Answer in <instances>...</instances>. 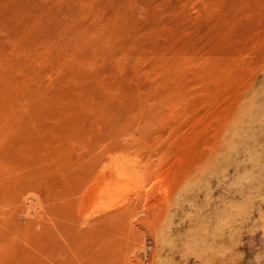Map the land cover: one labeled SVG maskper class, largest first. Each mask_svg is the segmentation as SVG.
<instances>
[{"label":"rangeland","instance_id":"374dc122","mask_svg":"<svg viewBox=\"0 0 264 264\" xmlns=\"http://www.w3.org/2000/svg\"><path fill=\"white\" fill-rule=\"evenodd\" d=\"M0 83V196L5 193L0 197V264H264V0H0ZM29 95L39 103L32 104ZM36 114L44 116L41 122ZM102 116L110 124L102 123ZM29 119L37 121L33 127ZM5 122L17 126L11 129ZM21 123L24 139L14 134ZM105 124L114 132L130 128L123 137L133 136L140 147L108 153L103 164L123 155L136 170L153 172L134 179L121 199L111 198L115 188L97 185L83 211L89 221L85 233L73 234L70 219L66 223L53 214L87 171L84 165L72 168L67 153V165L62 156L52 158L43 138L52 133L47 126L61 132L65 125L74 129L71 135L83 133L85 141L94 135L88 132L92 126ZM6 127L20 139L7 133L13 142L1 150ZM34 131L36 139H43L36 159L45 154V167L40 160L36 168L27 165L23 152L25 137ZM64 140L72 141L68 135ZM28 168L41 173L25 174ZM18 178H33L27 193L28 183ZM28 194L38 201L32 198L19 207ZM136 194L143 204L140 215L130 219L124 208ZM46 217L53 224L42 229Z\"/></svg>","mask_w":264,"mask_h":264},{"label":"bare ground","instance_id":"6f19581e","mask_svg":"<svg viewBox=\"0 0 264 264\" xmlns=\"http://www.w3.org/2000/svg\"><path fill=\"white\" fill-rule=\"evenodd\" d=\"M106 3V2H105ZM132 3V2H131ZM97 4V3H96ZM110 4V3H109ZM115 4V3H114ZM119 5V4H118ZM125 5V4H124ZM129 5V4H128ZM116 6V5H115ZM123 6V5H122ZM142 6V5H141ZM112 7V6H111ZM120 7V6H119ZM125 7V6H124ZM129 7V6H128ZM136 8V7H135ZM144 8V7H143ZM152 8V7H151ZM42 9V8H41ZM113 9V8H112ZM162 9V8H161ZM102 10V9H101ZM114 10V9H113ZM134 10V9H133ZM134 12V11H133ZM139 12V11H138ZM117 13V12H116ZM105 14V13H104ZM112 14V13H111ZM84 15V14H83ZM37 16V15H36ZM74 16V15H73ZM76 16V15H75ZM104 16V15H103ZM117 16V15H116ZM72 17V16H71ZM84 17V16H83ZM82 17V18H83ZM34 18V17H33ZM104 18H106V17H104ZM31 19V18H30ZM36 19V18H35ZM79 19H81V17L79 18ZM70 20V19H69ZM108 20V19H107ZM83 21V20H82ZM82 21H81V23H82ZM136 22V21H135ZM51 24V23H50ZM52 25V24H51ZM23 26V25H22ZM27 26H28V24H27ZM65 26H67V23H66V25ZM64 26V27H65ZM68 26H69V24H68ZM71 27V26H70ZM67 28V27H66ZM82 28V27H81ZM72 30V29H71ZM84 30V29H83ZM17 31V30H16ZM78 31V30H77ZM19 32V31H18ZM88 32V31H87ZM81 33V32H80ZM75 34V33H74ZM100 34V33H99ZM98 34V35H99ZM97 35V34H96ZM8 36V35H7ZM12 36V35H11ZM26 36V35H25ZM64 36V35H63ZM75 36V35H74ZM19 37V36H18ZM96 37V36H95ZM110 37V36H109ZM24 38V37H23ZM179 39V38H178ZM24 40V39H23ZM85 40V39H84ZM118 40V39H117ZM77 41V40H76ZM81 41V40H80ZM88 41V40H87ZM103 41V40H102ZM84 42V41H83ZM89 42V41H88ZM95 44V43H94ZM112 44V43H111ZM96 45H98L97 44V42H96ZM96 45H94L93 46V48L96 46ZM84 46V45H83ZM86 46H87V44H86ZM117 47V46H116ZM84 48V47H83ZM118 48V47H117ZM90 49V48H89ZM104 50V49H103ZM28 51V50H27ZM105 51H106V49H105ZM30 52V51H29ZM114 52V51H113ZM109 53V52H108ZM116 53V52H115ZM92 55H93V53H92ZM117 55V54H116ZM119 55V54H118ZM121 55V54H120ZM42 56V55H41ZM97 56V55H96ZM91 58H93L92 56H91ZM112 58V57H111ZM37 59V58H36ZM88 60V59H87ZM98 60V59H97ZM29 64H31V63H29ZM36 64V63H35ZM3 65V64H2ZM32 66V65H31ZM35 66V65H34ZM37 66V65H36ZM27 67V66H26ZM108 67V66H107ZM5 68V67H4ZM83 68V67H82ZM89 68H90V66H89ZM3 69V68H2ZM19 70V69H18ZM25 70H27L26 68H25ZM100 70V69H99ZM30 71V70H29ZM15 72V71H14ZM106 72V71H105ZM112 72V71H111ZM16 73V72H15ZM19 73V72H18ZM17 73V74H18ZM5 74V73H4ZM76 74V73H75ZM93 74V73H92ZM120 74V73H119ZM12 75H14V74H12ZM80 75V74H79ZM79 75H78V77H79ZM84 75H86V74H84ZM109 75V74H108ZM113 75V74H112ZM17 76H20V75H17ZM23 76V75H22ZM26 76V75H25ZM73 76V75H72ZM77 76V75H76ZM21 77V76H20ZM84 78H85V76H83ZM90 77V76H89ZM114 77V76H113ZM22 78V77H21ZM80 78V77H79ZM91 78V77H90ZM93 78V77H92ZM27 79V78H26ZM87 79V78H86ZM96 79V78H95ZM115 79V78H114ZM117 79V78H116ZM15 80V79H14ZM18 80V79H17ZM83 80V79H82ZM88 80V79H87ZM93 80L94 79H92V82H93ZM97 80V79H96ZM112 80V79H111ZM13 81V80H12ZM76 80H74V82H75ZM86 81V80H85ZM98 81V80H97ZM105 81V80H104ZM8 82V81H7ZM15 82V81H14ZM83 82H84V80H83ZM87 82H89V83H91L90 82V80L89 81H86V83ZM95 82V81H94ZM167 82V81H166ZM165 82V83H166ZM19 83H21V82H19ZM85 83V84H86ZM164 83V82H163ZM1 84V83H0ZM30 84V83H29ZM33 84V83H32ZM83 84V83H82ZM106 84V83H105ZM162 84V83H161ZM34 85V84H33ZM36 85V84H35ZM67 86L68 85H70V83L69 84H66ZM72 85V84H71ZM70 85V86H71ZM86 85H88V83L86 84ZM91 85H92V83H91ZM107 85V84H106ZM109 85V84H108ZM124 85H128V84H123V86ZM166 85H167V83H166ZM4 86V85H3ZM65 86V85H64ZM94 86V85H93ZM116 86V85H115ZM114 86V87H115ZM34 87V86H33ZM86 87V86H85ZM88 87H90V84L88 85ZM92 87V86H91ZM108 87V86H107ZM106 87V88H107ZM114 87H113V89H114ZM122 87V86H121ZM125 87V86H124ZM167 87V86H166ZM87 88V87H86ZM111 88V87H110ZM2 89V88H1ZM28 89V88H27ZM60 89V88H59ZM69 89H71V88H69ZM72 89H74L73 87H72ZM80 89V88H79ZM109 89V88H108ZM123 89V88H122ZM129 89V88H128ZM18 90V89H17ZM66 90V89H65ZM102 90V89H101ZM106 90V89H105ZM116 90V89H115ZM130 90H131V88H130ZM69 91V90H68ZM111 91V90H110ZM129 91V90H128ZM166 91V90H165ZM36 92V91H35ZM73 92V91H72ZM96 92V91H95ZM112 92V91H111ZM110 92V93H111ZM117 92H119V91H117ZM116 92V93H117ZM120 92H122L123 93V91L122 90H120ZM119 92V93H120ZM67 93V92H66ZM101 93V92H100ZM114 93V92H113ZM140 93V92H139ZM153 93V92H152ZM163 93H164V91H163ZM90 94L91 93H89V96H90ZM166 94V93H165ZM28 95V94H27ZM47 95V94H46ZM110 95V94H109ZM122 95V94H121ZM120 95V96H121ZM139 95V94H138ZM141 95V94H140ZM32 97V95H29V97ZM40 96V95H39ZM101 96V95H100ZM158 96V95H157ZM160 96H162V95H159L158 97H160ZM168 96V95H167ZM28 97V96H27ZM31 97H30V99H31ZM37 97V96H36ZM75 98H76V96H74ZM79 96H77V98H78ZM118 97V96H117ZM140 98H142V96H139ZM163 97L165 98V96H164V94H163ZM18 98V97H17ZM33 99V103L32 104H35V103H37V101L35 102L34 100H35V98L34 97H32ZM40 98H41V96H40ZM39 98V99H40ZM43 98V97H42ZM46 98V97H45ZM44 98V99H45ZM47 98H49V97H47ZM47 98H46V100H47ZM96 98V97H95ZM155 98V97H154ZM28 99V98H27ZM37 99H38V97H37ZM92 99V98H91ZM130 99V98H129ZM136 99H138V98H136ZM135 99V100H136ZM171 99H172V96H171ZM177 99V98H176ZM19 100V99H18ZM23 101H25V102H27L26 101V99H24V97H23V99H22ZM22 100H19V102L21 101V102H23ZM29 100V99H28ZM50 100V99H49ZM48 100V101H49ZM93 100V99H92ZM98 100V99H97ZM126 100V99H125ZM134 100V101H135ZM139 100V99H138ZM161 100V99H160ZM178 100V99H177ZM177 100H175V102H178ZM41 101H42V99H41ZM85 101V100H84ZM96 101V100H95ZM127 101V100H126ZM125 101V102H126ZM134 101H133V103L132 104H134ZM151 101H153V99L151 100ZM157 101V99L155 100V101H153L152 103H154V102H156ZM20 102V103H21ZM32 102V101H31ZM31 102H30V104H31ZM99 102V101H98ZM124 102V103H125ZM159 102H161V101H159ZM167 102V101H166ZM166 102H165V104H166ZM168 102H169V100H168ZM172 102V101H171ZM171 102H169V104L171 103ZM15 103V102H14ZM17 103H18V101H17ZM39 103V102H38ZM37 103V104H38ZM46 103V102H45ZM63 103V102H62ZM96 103V102H95ZM127 103V102H126ZM125 103V104H126ZM128 103H129V105L131 104V100L130 101H128ZM23 104H24V102H23ZM22 104V105H23ZM29 104V105H30ZM31 104V105H32ZM79 104V103H78ZM100 104V103H99ZM124 104V105H125ZM178 104V103H177ZM177 104L175 105L176 107H177ZM180 104V103H179ZM15 105V104H14ZM58 105V104H57ZM56 105V103H55V106H57ZM129 105H128V107H129ZM137 105H139V102H138V104ZM65 106V105H64ZM67 106V105H66ZM80 106H82V105H80ZM101 106V105H100ZM134 106H136V104L134 105ZM133 106V107H134ZM151 106V105H150ZM149 106V107H150ZM162 106V105H161ZM23 107V106H22ZM30 107L31 106H29V109H30ZM35 107V106H34ZM33 107V108H34ZM69 107V106H68ZM85 107V106H84ZM133 107H132V109H133ZM12 108V111L15 109V107H11ZM38 108V107H37ZM41 108H43V107H41ZM99 108H101V107H99ZM120 108V107H119ZM118 108V109H119ZM122 108V107H121ZM136 108V107H135ZM134 108V109H135ZM139 108V107H138ZM142 108H144V107H142ZM175 108V107H174ZM18 109H19V107H18ZM18 109H16L17 111H18ZM22 109V108H21ZM94 109H95V107H94ZM132 109H130L131 111H132ZM137 109V108H136ZM167 109V108H166ZM176 109V108H175ZM55 110V109H54ZM58 110V109H57ZM86 110V109H85ZM113 110V109H112ZM142 110V109H141ZM9 111H10V109H9ZM28 111H30V110H28ZM28 111H26L27 113H25V114H28V113H31V115H29L28 114V116H32V114H33V112H28ZM34 111H36V110H34ZM53 111V110H52ZM62 111H64V110H62ZM67 111H69V110H67ZM66 111V112H67ZM99 111V110H98ZM118 111V110H117ZM127 111V110H126ZM125 111V109H124V111H122L121 110V112L123 113V112H126ZM130 111V112H131ZM134 111H136V110H134ZM133 111V112H134ZM169 111V110H168ZM178 111V110H177ZM4 112H5V110H4ZM56 112V111H55ZM65 112V113H66ZM73 113H75V111H72ZM90 112V111H89ZM88 112V113H89ZM106 112V111H105ZM119 112V111H118ZM128 112H129V108H128ZM133 112H131V113H133ZM6 113V112H5ZM12 113V112H11ZM17 113H21V112H17ZM17 113H15L14 112V116H18L19 114H17ZM37 113V112H36ZM43 113V112H42ZM44 113H46V112H44ZM93 113V112H92ZM158 113V112H157ZM175 113V112H174ZM174 113H173V115H174ZM16 114V115H15ZM22 114H23V112H22ZM38 114V113H37ZM37 114H36V116H37ZM94 114V113H93ZM119 114V113H118ZM118 114H117V117H119L118 116ZM123 114H125V113H123ZM135 114V113H134ZM170 114V113H169ZM0 115H1V113H0ZM11 115H13V113L11 114ZM10 114L7 116V114L5 115L6 117H12ZM24 115V114H23ZM22 115V116H23ZM66 115V114H65ZM90 115H92V114H90ZM103 115H104V113H103ZM129 115V114H128ZM132 115V114H131ZM153 115V114H152ZM151 115V116H152ZM158 115V114H157ZM171 115V114H170ZM177 115V114H176ZM16 116V117H17ZM22 116H18V117H21L22 118ZM62 116V115H61ZM108 116V118H109V116H110V113H109V115H107ZM107 116H106V118H107ZM113 115H111V117H112ZM150 116V117H151ZM4 117V116H3ZM24 117H27V115H25ZM41 117H44V116H41ZM41 117H39L40 119H41ZM46 117H48V116H46ZM88 116L86 115V119H88L87 118ZM116 117V118H117ZM120 117H122V116H120ZM128 117V116H127ZM162 117V116H161ZM180 117V116H179ZM8 118H7V120H8ZM33 118V117H32ZM31 118V119H32ZM37 118H38V116H37ZM38 118V119H39ZM91 118V117H90ZM95 118H96V115H95ZM105 118V119H106ZM107 118V119H108ZM129 118H131V117H129ZM1 119V118H0ZM5 119V118H4ZM19 119V118H18ZM24 120H22L21 119V121H26L27 120V118H26V120H25V118H23ZM31 119H29L30 121H29V124H31ZM34 119L36 120V118L34 117ZM39 119V120H40ZM104 119V117L102 116L101 118H100V121H102V123H106L107 121ZM127 119V118H126ZM132 119V118H131ZM154 119H156V118H154ZM7 120H6V122H7ZM9 120H11V118L9 119ZM17 120V119H16ZM20 120V119H19ZM19 120H17V121H19ZM38 120V121H39ZM55 120V119H54ZM90 120V119H89ZM88 120V121H89ZM93 120V119H92ZM98 120V119H97ZM110 120V119H109ZM108 120V121H109ZM128 120V119H127ZM5 121V120H4ZM43 121H44V118H43ZM42 121V122H43ZM46 121H48V120H46ZM65 121V120H64ZM93 121H95V120H93ZM111 121V120H110ZM115 121L117 122V120L115 119ZM147 121L148 120H146L145 122L147 123ZM154 121V120H153ZM1 122V121H0ZM5 122V126H7L8 128H10L11 127V129H12V127L15 125V126H17V124L15 123L14 125H12V126H8L7 124L8 123H6ZM14 122H16V121H14ZM27 122V121H26ZM33 122V121H32ZM37 122V121H36ZM36 122H34V123H36ZM39 122H41V120L39 121ZM39 122H38V124H39ZM50 122V121H49ZM48 122V123H49ZM86 122H87V120H86ZM116 122H114V124H116ZM120 122H121V120H120ZM126 122V121H125ZM12 123V122H11ZM17 123H19V122H17ZM34 123H32V124H34ZM45 123V122H44ZM46 124V125H49V124ZM65 123V122H64ZM139 123V122H138ZM137 123V124H138ZM146 123H144V124H146ZM149 124V126H150V122H148ZM29 124H27V126H28V128L27 129H30L29 128ZM30 125V127L32 126L33 127V125ZM38 124H36V126L38 127V126H40V125H38ZM107 124H110L109 122H107ZM143 124V121H142V123L140 124V125H142ZM155 124H156V122H155ZM18 125H20V124H18ZM25 125V124H24ZM43 125V124H42ZM45 125V124H44ZM43 125V126H44ZM86 125V124H85ZM85 125H84V127L83 128H85ZM106 125V124H105ZM105 125H102L103 127H102V129H99L98 128V126H97V128H95V127H91L89 130H88V132H92V133H94V135H92L91 137H89L87 140H85L84 141V139H81V136H83V133L82 134H80V133H76L75 135L73 134V135H71L72 134V132H74L72 129H69L68 127H66L65 125H64V127H59L60 128V130H62L61 132H58L57 130H54V127H50V126H47L48 128H50L49 130L47 129V127H46V131H45V129L43 130L44 131V133H41L40 134V136L42 137V136H44V134L47 132V130L48 131H51L50 133H51V135H49V136H46L45 135V137L46 138H43L44 139V142H45V144L44 145H46L45 147H47V151H48V149L50 150V156H52V158H53V154H55L57 157H60V156H62L61 158H64L63 156V154H68V155H70V156H67V154H66V156L69 158V160H70V162L73 164L72 165V168H73V166L75 165V166H79V165H84V169H86V171H87V174L85 175V176H83L82 178H80V182L79 183H77L74 187H73V189L72 190H70V188L68 189V191L70 192V197H69V199L66 201V200H63L62 202H60L59 203V206H58V209L59 210H56V211H54V214H53V216H56L57 218L58 217H60V219H70L69 221L72 223L71 224V229H72V231H73V234H83V233H85V231H84V229L87 227V225H88V222L89 221H87L86 220V218L84 219L83 218V211H84V208L86 207V205H87V203H88V201L90 200V195H91V193H92V191H93V189L98 185H101L102 183H104L105 184V186H107V188L109 189V188H115V192H114V194H107L108 196H112L111 198H113L114 196L115 197H120V199L122 198L121 197V195L123 196V193L126 191V189H127V191H128V188H130L129 186L131 185V183H133V180L135 179V180H137L138 178H145V177H147L148 175L149 176H151L150 174H151V172H153L151 169H148L147 170V168H146V170H144L145 171V173H143V172H141V171H138V170H136V168L135 167H133V166H131L130 164H129V161L128 160H130V159H125L124 157H121V156H123V155H121L120 157H118L117 155V157H116V161H114L113 162V160L112 161H110V163H109V165H107V164H103V160L104 159H106V157H107V154L108 153H111V152H113V151H116V150H118V152L119 151H121V153H123V150H125V149H128V148H132V147H135V149H136V146L138 145V148L140 147L139 146V143L137 144V145H135V143H136V139H134V137L132 136V138H128V139H126V138H124L123 136L126 134L127 135V133H128V130H130V128L129 129H127V130H124V131H117V132H114L113 130H111V128L110 127H108L107 128V125L105 126ZM117 125V124H116ZM115 125V126H116ZM139 125V126H140ZM147 125V124H146ZM148 125H147V127H148ZM36 126L34 125V128H36ZM53 126V125H52ZM67 126H68V124H67ZM70 126H72V125H70ZM121 126V125H120ZM144 126V125H143ZM142 126V127H143ZM6 127V135L7 136H4V137H6V138H4L3 136H2V138H4V140H3V146H2V149L1 150H3V147H5V145L7 144V141H8V143L9 142H13V141H9L8 139V136H10V135H8V134H13V131L11 132L10 130L11 129H8ZM80 127H81V125H80ZM105 127H106V130H111L112 131V133L111 132H106V133H104L102 130H103V128L105 129ZM146 127V126H145ZM164 127V126H163ZM5 128V127H4ZM20 128H25V126L23 127V125H22V123H21V127H14V129L16 130V129H18L17 131H19V129ZM40 128V127H39ZM137 128V127H136ZM144 128V127H143ZM38 129V128H37ZM99 130V131H96V130ZM118 129V128H117ZM142 129V128H141ZM144 129H147V128H144ZM5 130V129H4ZM8 130L10 131V133L8 132ZM31 131H33V130H35V129H30ZM30 130H29V132H30ZM41 132H42V127H41ZM39 130V131H40ZM59 130V131H60ZM83 130V129H82ZM87 130V129H86ZM156 130V129H155ZM2 131H3V129H2ZM28 131V130H27ZM57 131V133H55ZM105 131V130H104ZM137 131V129L134 131V129H133V133L135 134V132ZM20 132H22V129H20V131L19 132H15L14 134H18L19 135V133ZM26 132V131H25ZM35 132V131H34ZM36 132H38V130L36 131ZM36 132L35 133H29L30 135H28L27 137H25V149H23L22 148V146H21V148L23 149V152L26 154V156H28L27 158H29V161H28V163H27V165H29V166H31L32 168H36V166H35V164L37 163V164H39V160H40V157H38V159H36L37 157H36V155H37V153L39 154V156H40V153L39 152H41L40 151V149L41 148H43L44 149V146H42V144L40 145V143H41V140H42V142H43V139H36L37 137H36ZM66 132H68V133H66ZM171 132V131H170ZM1 133V132H0ZM8 133V134H7ZM130 133H131V130H130ZM141 133H142V131H141ZM11 134V138H13V135ZM23 134L25 135V133L23 132ZM39 134V133H38ZM43 134V135H42ZM65 134H67L70 138H71V142L70 143H68V144H66V140H64V139H66L67 138V135H65ZM2 135H5V133L3 132V134ZM17 135V136H18ZM20 135L22 136V137H20V136H18V137H20L21 139H24L23 137V135H22V133H20ZM137 135H139V131L137 132ZM17 136H16V138H17ZM38 137H39V135H38ZM40 137V138H41ZM47 137H49L48 139H47ZM126 137V136H125ZM10 138V139H11ZM14 138H15V135H14ZM13 138V139H14ZM15 138V141L18 139H16ZM19 138V139H20ZM140 138H142V135H141V137ZM160 138V137H159ZM1 139V138H0ZM13 139H11V140H13ZM19 139L17 140L18 142H19ZM138 139V138H137ZM5 140H6V143H5ZM36 140L37 141H40V142H38V143H36ZM76 140V141H75ZM57 141H59L60 142V144H61V142H63L62 144H63V148L61 147V145H59V147H61V149H58V150H56L55 148H54V144L56 145L57 144ZM64 141H66V142H64ZM75 141V143L73 144V142ZM140 141V140H139ZM15 143V142H14ZM21 143V142H20ZM13 143H11V145H12ZM19 144V143H18ZM37 144L38 145H40V146H42V147H37ZM1 145V144H0ZM14 146H15V144H13ZM9 147H11L10 145H8ZM7 146V147H8ZM58 146V145H57ZM175 146V145H174ZM56 147V146H55ZM100 147H102V149L100 148ZM6 148V147H5ZM20 148V146H18V149ZM57 148V147H56ZM137 148V150H139ZM9 149V148H8ZM11 149H12V147H11ZM15 149V148H14ZM37 149V150H36ZM135 149L133 148V150H134V152H137V150L135 151ZM7 150V149H6ZM6 150H5V152H6ZM13 150V149H12ZM20 150V149H19ZM131 150V149H130ZM8 151V150H7ZM45 151H46V149H45ZM44 151V152H45ZM169 151V150H168ZM4 152V151H3ZM20 152H21V150H20ZM22 152V153H23ZM1 153H2V151H1ZM0 153V154H1ZM6 153H8V152H6ZM14 153V152H13ZM131 153H132V150H131ZM138 153V152H137ZM173 153V152H172ZM5 154V153H4ZM21 153H19V156H21L20 155ZM25 154H24V156H25ZM42 154H43V152H42ZM42 154H41V156H42ZM113 154V153H112ZM115 154H117L116 152H115ZM130 154V153H129ZM129 154H126L127 156L129 155ZM139 154V153H138ZM166 154V153H165ZM7 155V154H6ZM5 155V156H6ZM10 154H8V156H9ZM48 155V156H49ZM119 155V154H118ZM169 155V154H168ZM4 156V155H3ZM18 156V157H19ZM10 157V156H9ZM66 157V158H67ZM110 157V156H109ZM112 157V156H111ZM126 157V156H125ZM160 157V156H159ZM168 157V156H167ZM6 158L8 159V157L6 156ZM24 158H26V157H24ZM44 158H45V154H44ZM43 158V159H44ZM46 158H48V157H46ZM45 158V159H46ZM51 158V159H52ZM66 158H64V161L66 160ZM19 159V158H18ZM18 159H16V160H18ZM42 159V160H43ZM51 159H49V160H51ZM54 159H55V156H54ZM88 159V160H87ZM0 160H2V159H0ZM21 160H23L22 159V157H21ZM42 160H40L41 161V163L40 164H42ZM60 160V159H59ZM109 160V159H108ZM11 161V160H10ZM9 161V162H10ZM54 161V160H53ZM63 161V162H64ZM106 161H107V159H106ZM48 162V161H47ZM55 163L57 162V161H54ZM60 162V161H59ZM59 162H57V163H59ZM60 163V165L62 166V164H64V163ZM136 162H137V160H136ZM145 162H146V160H145ZM153 162H155V161H153ZM14 163V162H13ZM57 163H56V165H57ZM65 163H66V165H67V163L68 162H66L65 161ZM7 164H9V163H7ZM6 164V165H7ZM36 164V165H37ZM48 164V163H47ZM47 164H45V165H47ZM53 165V167H55V164H52ZM64 166V170H68V169H66L67 168V166ZM156 165V164H155ZM154 165V166H155ZM40 165H38V167H39ZM41 166H44V163L41 165ZM60 166V167H61ZM45 167V166H44ZM47 167V166H46ZM50 167H51V164H50ZM52 167V168H53ZM57 167V166H56ZM55 167V168H56ZM140 167V166H139ZM3 168H4V166H3ZM23 168V167H22ZM42 167H40L39 168V170L41 169ZM58 168V167H57ZM71 168V167H70ZM26 169H27V167H26ZM3 170H5V169H3ZM43 171H42V173L43 172H45V170H44V168L42 169ZM56 171H57V169H55ZM71 170H73V169H71ZM9 171V170H8ZM7 171V172H8ZM18 171L19 170H15V174H13L14 176L15 175H17V174H19L18 173ZM25 171V170H24ZM52 172H53V169L51 170ZM50 171V172H51ZM21 172H22V170H21ZM36 172H38V171H36ZM36 172H34V171H31V169L30 168H28V171L26 170L25 171V174H27V173H29L30 175H32V176H34V175H37V173ZM72 172V171H71ZM11 173V172H10ZM39 173V172H38ZM40 173H41V171H40ZM39 173V174H40ZM80 173V172H79ZM23 174V173H22ZM38 174V175H39ZM71 174V173H70ZM76 174H78L77 172H76ZM76 174H75V178H76ZM9 176V175H8ZM27 175H25V177H26ZM63 176V175H62ZM70 177H71V179L74 177L73 175H69ZM69 176H67L66 178H68ZM148 176V177H149ZM15 177H18V176H15ZM35 177V176H34ZM33 177V178H34ZM38 177V176H37ZM7 178V177H6ZM11 179V176L10 177H8V179ZM20 178H22V176H20ZM29 178H30V176H29ZM28 178V179H29ZM33 178H31V179H33ZM61 178V177H60ZM63 178H64V176H63ZM63 178H61L62 180H63ZM74 178V179H75ZM7 179V180H8ZM19 179V178H18ZM24 179V178H23ZM31 179H29V181L31 180ZM60 179V180H61ZM70 179V180H71ZM7 180H5V181H7ZM13 180V179H12ZM11 180V181H12ZM15 180V179H14ZM17 180V179H16ZM15 180V181H16ZM59 180V179H58ZM67 180V179H66ZM75 180H77V178L75 179ZM141 180H143V179H141ZM10 181V180H9ZM9 181H8V183H9ZM15 181H12V182H15ZM19 181H20V179H19ZM23 180H21L20 182H22ZM26 182V181H23L24 183H28L27 185L28 186H26V185H23V186H26V188H23V189H26V190H22L23 191V194H24V192L25 193H27V189L31 186V185H29V183L31 182L32 183V181H30V182ZM35 181V180H34ZM33 181V182H34ZM40 181V180H39ZM68 183H69V178H68ZM105 181V182H104ZM138 181V180H137ZM36 182V181H35ZM40 182H42V181H40ZM62 182V181H61ZM72 182V180L70 181V183ZM76 181H74L73 183H71V184H74ZM148 182V181H147ZM146 182V183H147ZM5 183V182H4ZM8 183H7V185H8ZM16 183V182H15ZM136 183V182H135ZM12 185L14 184V183H11ZM23 184V183H22ZM65 184H67V182L65 183ZM71 184L70 185H65V186H67V187H70L71 186ZM104 184H103V187H104ZM10 185V184H9ZM20 185V184H19ZM32 185H34V184H32ZM14 186V185H13ZM58 186V185H57ZM1 187V186H0ZM15 187V186H14ZM14 187H12V188H14ZM28 187V188H27ZM64 187V186H63ZM3 188V187H2ZM12 188H8V189H11L12 190ZM17 188H18V191H16V193H15V191L13 190V192L15 193V195L17 194L18 195V193H19V187L17 186L16 187V190H17ZM15 189V188H14ZM21 189H22V186H21ZM61 189V191L60 192H62L63 190H62V188H60ZM67 189V188H66ZM103 189V188H102ZM130 190V189H129ZM135 190H136V188H135ZM2 191H4L5 192V189H3ZM8 192H9V190H7ZM96 191V190H95ZM102 191H104V189L102 190ZM101 191V192H102ZM110 191H111V189H110ZM18 192V193H17ZM58 192H59V190H58ZM129 192V191H128ZM127 192V193H128ZM132 192V191H131ZM10 193H11V191H10ZM13 193V194H14ZM28 193H30V191L28 192ZM32 193V192H31ZM97 193V192H96ZM151 193V192H150ZM5 194V193H4ZM4 194H2V195H4ZM7 194H9V193H7ZM23 194H21V195H23ZM59 194H61V193H59ZM1 195V196H2ZM15 195H14V198L16 199V197H15ZM58 195V194H57ZM94 195V194H93ZM98 195V194H97ZM97 195H95V197L97 196ZM102 195H104V194H102ZM106 195V194H105ZM152 195V194H151ZM0 196V197H1ZM98 196H100V194L98 195ZM108 196H106V197H108ZM13 197V196H12ZM21 197V196H20ZM58 197V196H57ZM68 197V196H67ZM32 198H35V199H37V201H38V196H35V195H26V197L24 196V198L22 197L21 199L20 198H18L17 197V199L16 200H18V199H20V203L18 204V203H16V200L14 199L13 201L15 202V205L16 204H18L19 205V207H21V208H23V207H25L26 205H22V204H24V202L26 203V201L28 202L30 199H32ZM99 199H101V198H99ZM116 199V198H115ZM119 199V200H120ZM123 199H125V198H123ZM126 199H127V197H126ZM146 199V198H145ZM58 200V199H57ZM103 200V199H102ZM104 200H107V198H105ZM116 200H118V199H116ZM34 201V200H33ZM33 201L31 202V203H33ZM65 201L68 203V208L70 209V211H69V209H66V212L68 213L67 215H64L62 212L64 211L63 210V206L64 205H66V203H65ZM96 201H97V199H96ZM125 201V200H124ZM127 201V200H126ZM145 201V200H144ZM14 202H11L10 204H14ZM58 202V201H57ZM99 202V201H98ZM110 202V201H109ZM39 204H41L40 203V201L38 202ZM96 203V202H95ZM107 203H108V201H107ZM113 203V202H112ZM141 203H142V196H140V194H136V196H134V198L132 197V199H130V201H128V204H126V206H125V208H124V214L125 215H127V218L129 217L130 219H132V218H134V217H137L138 215H140L139 213H140V209H141V207H142V205H141ZM21 204V205H20ZM143 204V203H142ZM144 204H145V202H144ZM17 205V206H18ZM42 205V204H41ZM102 205V204H101ZM29 206V205H28ZM146 206H148L147 204H146ZM145 206V207H146ZM27 207V206H26ZM39 208V207H38ZM56 208V207H55ZM19 209V208H18ZM118 209V208H117ZM29 210V209H28ZM61 210H63V211H61ZM107 210V209H106ZM18 211H20V210H18ZM17 211V213L19 214L20 212H18ZM27 211V210H26ZM69 211V212H68ZM25 212V211H24ZM23 212V213H24ZM53 212V211H52ZM52 212H51V214H52ZM65 212V211H64ZM26 213V212H25ZM24 213V214H25ZM146 213V212H145ZM27 214V213H26ZM29 214V213H28ZM32 215V214H31ZM48 215V214H47ZM42 216H43V214L41 215V217L40 218H42ZM48 216H50L51 217V215L49 214ZM153 216V215H152ZM50 217H49V219H50ZM27 218V217H26ZM28 219V218H27ZM26 219V220H27ZM48 218L46 217V219L45 220H47ZM13 220V219H12ZM44 220V219H43ZM43 220H41L42 222H40V225L39 226H41V228L43 229L44 228V226L46 227V225L44 224V223H47L49 220H47L46 222H45V220L43 221ZM72 220V221H71ZM57 221H59L58 219H57ZM56 221V222H57ZM66 221V220H65ZM42 223V224H41ZM63 223V222H62ZM66 223H67V221H66ZM65 223V224H66ZM131 223V222H130ZM141 223V222H140ZM139 223V224H140ZM48 224H53V223H50V222H48ZM68 224H70V223H68ZM54 225H55V223H54ZM130 225V224H129ZM49 226H51V225H49ZM21 227V226H20ZM23 227V226H22ZM55 227V226H54ZM39 228V227H38ZM40 228V229H41ZM22 229V228H21ZM40 229H39V231H40ZM46 229V228H45ZM47 231V230H46ZM51 231L53 232L54 231V229L52 230L51 229ZM87 231V230H86ZM42 232V231H41ZM45 232V231H44ZM71 234V233H70ZM44 235V234H43ZM10 236V235H9ZM55 236V235H54ZM76 236V235H75ZM75 238V237H74ZM40 239V238H39ZM51 239V242L53 241L52 240V238H49V240ZM53 239H55V237H53ZM116 239V238H115ZM4 240V239H3ZM45 241V242H44ZM43 241V243H46L48 240H44ZM55 241V240H54ZM5 243V242H4ZM42 242L40 243L41 244V246H42V248L44 247V244H43ZM47 243H49V241L47 242ZM3 244V243H2ZM8 247V246H7ZM45 247H47L46 245H45ZM43 250H41V252H42ZM24 257V256H23ZM65 257H67V256H65ZM97 257H99V255H97ZM101 257V256H100ZM97 260H98V258H97ZM70 261V260H69ZM62 262L63 263H65L63 260H62Z\"/></svg>","mask_w":264,"mask_h":264}]
</instances>
